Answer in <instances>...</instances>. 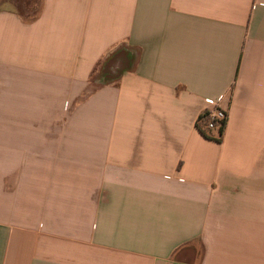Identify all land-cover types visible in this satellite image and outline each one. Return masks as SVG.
Returning <instances> with one entry per match:
<instances>
[{"label":"crops","instance_id":"0c3cea01","mask_svg":"<svg viewBox=\"0 0 264 264\" xmlns=\"http://www.w3.org/2000/svg\"><path fill=\"white\" fill-rule=\"evenodd\" d=\"M0 264H264V0H0Z\"/></svg>","mask_w":264,"mask_h":264},{"label":"trees","instance_id":"16d2710c","mask_svg":"<svg viewBox=\"0 0 264 264\" xmlns=\"http://www.w3.org/2000/svg\"><path fill=\"white\" fill-rule=\"evenodd\" d=\"M40 11V8L36 10V13L33 15H30L28 18L33 19L35 18L38 13ZM120 53H117L116 55H114L113 57H111V59L108 61V63L106 64L105 68H104V76L106 77V79L109 81L112 78H116L124 69H126L127 67H130L133 60H127L126 58H123L122 56H120ZM207 112L202 115L198 122H197V126L201 129V131L206 134L208 137H210L211 135H208V129H207ZM227 127V124H225V128H221L219 130L220 132V137L217 139L218 141L222 140V136L225 132V129ZM211 132V131H210ZM212 137V136H211ZM213 138V137H212Z\"/></svg>","mask_w":264,"mask_h":264},{"label":"built area","instance_id":"2783aa9c","mask_svg":"<svg viewBox=\"0 0 264 264\" xmlns=\"http://www.w3.org/2000/svg\"><path fill=\"white\" fill-rule=\"evenodd\" d=\"M224 98H221L214 102L213 107L207 111V129L212 132L214 130H220L225 128V124L228 123L229 114L226 109L222 107Z\"/></svg>","mask_w":264,"mask_h":264},{"label":"rangeland","instance_id":"374dc122","mask_svg":"<svg viewBox=\"0 0 264 264\" xmlns=\"http://www.w3.org/2000/svg\"><path fill=\"white\" fill-rule=\"evenodd\" d=\"M2 1L3 0H1V2ZM11 1L13 3L14 8H16L20 13H22L26 17L35 14L36 10L39 9L41 6V0H11ZM120 56H122L123 58H127L125 57L126 55L124 53L123 54L121 53ZM196 248L197 251L201 254V247L197 245ZM189 249H187L186 252L184 253L178 254L175 259L182 258V256L187 253L188 256L185 257V259H188L190 261L192 259L191 255L193 254V252L192 250Z\"/></svg>","mask_w":264,"mask_h":264}]
</instances>
